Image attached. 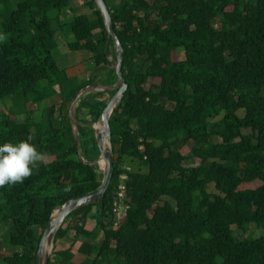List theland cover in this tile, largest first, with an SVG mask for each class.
I'll use <instances>...</instances> for the list:
<instances>
[{"label":"trees","instance_id":"16d2710c","mask_svg":"<svg viewBox=\"0 0 264 264\" xmlns=\"http://www.w3.org/2000/svg\"><path fill=\"white\" fill-rule=\"evenodd\" d=\"M106 3L128 86L111 118L114 176L102 202L65 220L54 242L73 233L75 248L56 249L50 264H264V235L241 240L234 231H264V0ZM0 6V143L29 140L44 157L23 183L0 188V264H37L54 213L102 184L98 164L88 163L100 160L93 127L108 92L80 101V148L70 105L105 72L116 82L115 48L95 0ZM61 46L89 54L84 83L58 66ZM55 96L60 104L40 118L29 108ZM192 160L200 164L188 167ZM124 173L130 209L116 228Z\"/></svg>","mask_w":264,"mask_h":264},{"label":"water","instance_id":"95a60500","mask_svg":"<svg viewBox=\"0 0 264 264\" xmlns=\"http://www.w3.org/2000/svg\"><path fill=\"white\" fill-rule=\"evenodd\" d=\"M99 11L103 17V21L105 23V28L108 34V45L111 41L115 44V59L110 60L111 71H114L117 76V82L113 87H104L100 88V85L97 83L91 84L83 88L74 98L70 105V116L74 124L77 147L80 148L79 143V125L78 120L76 118V109L80 103V101L86 97L87 95L94 92H109L111 90H116V94L107 103V106L101 116L100 122L103 126L101 131L93 129L96 131V141L98 145V149L100 151V159H103L105 162V169L103 171V181L102 184L94 191L89 192L81 197L74 198L69 200L65 204H63L58 211V215L55 220H52L47 225L43 237L41 239L39 245V251L37 255V264H50V257L46 255L45 251L48 246L54 243L55 236L65 220L75 212L76 210L83 208L88 205L98 204L102 202L108 193L110 185L114 176V153H113V136L111 130V118L115 112V110L122 103L124 96L128 90V86L124 79L123 67H124V48L119 40V37L115 30V25L113 22L112 15L110 13V9L106 3V0H95ZM108 143L109 148L105 147V144ZM99 162V161H98ZM97 162V163H98ZM97 163H88L91 166H96ZM55 214V213H54Z\"/></svg>","mask_w":264,"mask_h":264},{"label":"rangeland","instance_id":"374dc122","mask_svg":"<svg viewBox=\"0 0 264 264\" xmlns=\"http://www.w3.org/2000/svg\"><path fill=\"white\" fill-rule=\"evenodd\" d=\"M0 10H1V6H0ZM69 11H66L65 13V17H64V22H68L71 21V15L68 13ZM59 40V38H58ZM60 42L63 41V38L60 37ZM113 48H115V44L112 41V46ZM116 49V48H115ZM55 57L58 63V66L63 69V70H75L72 73H74L76 76V81L77 83L81 84L84 83L89 76L91 75V71H93V66L90 63V56L88 53L86 52H71L69 51V49L66 46H61L57 52L55 53ZM178 57L180 59H184V54L182 52H179ZM110 60H114L113 58H110ZM91 70V71H90ZM111 72V70H109ZM109 77H110V73H103L101 80H102V84L100 86V88H104V87H113L116 82L114 84H110L109 81ZM74 78V76L72 77ZM92 78V77H91ZM99 78V79H100ZM107 84V85H105ZM152 83L148 84L146 86V88H149L151 86ZM154 84H158V81L154 82ZM114 90H111L107 93V95H105L104 98L107 99V102H110V100L113 98V93ZM61 102V98L60 96H55L52 99H49L47 102L43 103L41 106H35V105H29V108L36 114L37 117L40 118L41 115L44 114V112L50 107V106H54V105H59ZM241 116L243 115V112L240 113ZM98 123H101L100 121ZM98 123L94 124V128L96 125H98ZM246 134L248 132H245ZM215 143H219L221 142L220 139H213ZM191 146H183L181 143H179L178 145L175 146V149H179L183 154L187 155L190 153L191 151ZM109 148V145L107 143V147ZM100 161V160H99ZM200 164L199 160H192L187 162V166L188 167H197ZM101 166V165H100ZM136 166V165H135ZM209 192L210 194L214 195H218L219 193L217 192L215 186L213 184H211L209 186ZM58 213L54 214L53 220L56 219ZM235 234L236 236L241 239L244 240L246 238L252 237L254 239H258L261 238L264 235V231L259 229L256 225L252 224L250 226H248V231L247 232H243L242 230H237L236 228H234ZM2 231H0L1 234ZM80 241H84V238H81ZM74 245V246H73ZM2 246L1 243V237H0V248ZM73 246L75 248V244H74V234L72 233L64 242H59V243H53L52 245L48 246L45 253L46 255H48L50 257V260L54 258V252L55 250H63L65 248H69ZM82 258L78 257V262H82Z\"/></svg>","mask_w":264,"mask_h":264},{"label":"clouds","instance_id":"9594fccd","mask_svg":"<svg viewBox=\"0 0 264 264\" xmlns=\"http://www.w3.org/2000/svg\"><path fill=\"white\" fill-rule=\"evenodd\" d=\"M43 158V153L29 140L0 143V188L23 183Z\"/></svg>","mask_w":264,"mask_h":264},{"label":"built area","instance_id":"2783aa9c","mask_svg":"<svg viewBox=\"0 0 264 264\" xmlns=\"http://www.w3.org/2000/svg\"><path fill=\"white\" fill-rule=\"evenodd\" d=\"M128 171H131L130 168H127ZM129 176L127 173H124L120 177V184L118 192L116 195V200L113 204V211L115 215V227L118 228L122 221L127 217L130 206L128 205V195H127V182Z\"/></svg>","mask_w":264,"mask_h":264},{"label":"bare ground","instance_id":"6f19581e","mask_svg":"<svg viewBox=\"0 0 264 264\" xmlns=\"http://www.w3.org/2000/svg\"><path fill=\"white\" fill-rule=\"evenodd\" d=\"M102 128H103V126H102L101 123H98V128L95 126V129L98 130V131H101ZM105 147H107V143L105 144ZM97 164L99 166V169L103 172L104 169H105V162H104V160L103 159H100V161ZM55 213H58V211H56Z\"/></svg>","mask_w":264,"mask_h":264},{"label":"crops","instance_id":"0c3cea01","mask_svg":"<svg viewBox=\"0 0 264 264\" xmlns=\"http://www.w3.org/2000/svg\"><path fill=\"white\" fill-rule=\"evenodd\" d=\"M110 58H113V57L110 56L109 59H110ZM97 84H99L100 86L103 85V84H102V80H101V78L99 79V82H98Z\"/></svg>","mask_w":264,"mask_h":264}]
</instances>
